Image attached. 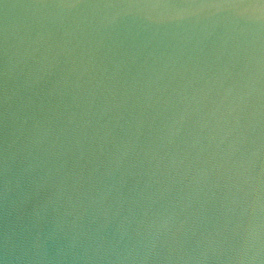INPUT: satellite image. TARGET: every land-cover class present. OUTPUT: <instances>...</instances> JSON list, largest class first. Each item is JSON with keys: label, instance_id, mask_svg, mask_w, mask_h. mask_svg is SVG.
Returning <instances> with one entry per match:
<instances>
[{"label": "water", "instance_id": "water-1", "mask_svg": "<svg viewBox=\"0 0 264 264\" xmlns=\"http://www.w3.org/2000/svg\"><path fill=\"white\" fill-rule=\"evenodd\" d=\"M29 149L73 198L106 196L105 227L174 225L47 264H264V2L0 0V264H40L5 249Z\"/></svg>", "mask_w": 264, "mask_h": 264}, {"label": "clouds", "instance_id": "clouds-1", "mask_svg": "<svg viewBox=\"0 0 264 264\" xmlns=\"http://www.w3.org/2000/svg\"><path fill=\"white\" fill-rule=\"evenodd\" d=\"M38 137L32 141L34 147ZM28 157L21 177L24 191L19 207L24 211L19 216L20 222L5 236V249L19 253L15 256L17 260L32 256L40 264H47L50 255L62 260L69 255L85 256L90 250L116 251L127 249L129 245L135 247L149 238L158 240L162 233H171L174 225H167L162 218L131 219L126 211H117L110 225L105 227L103 218L113 210L103 193L95 194L90 202L73 198L63 182H52L57 169L50 167L38 151L34 153L29 149ZM46 189L48 194L42 195ZM244 242L243 234L237 230L231 237L219 234L199 241L198 246L203 245L201 255L205 260L225 244L242 247Z\"/></svg>", "mask_w": 264, "mask_h": 264}, {"label": "snow or ice", "instance_id": "snow-or-ice-1", "mask_svg": "<svg viewBox=\"0 0 264 264\" xmlns=\"http://www.w3.org/2000/svg\"><path fill=\"white\" fill-rule=\"evenodd\" d=\"M133 2L135 4H139V3H145V2H158V0H133ZM262 2H264V0H262Z\"/></svg>", "mask_w": 264, "mask_h": 264}]
</instances>
